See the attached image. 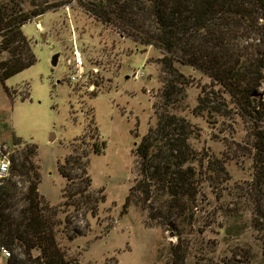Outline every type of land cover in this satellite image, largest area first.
Listing matches in <instances>:
<instances>
[{
  "label": "rangeland",
  "instance_id": "1",
  "mask_svg": "<svg viewBox=\"0 0 264 264\" xmlns=\"http://www.w3.org/2000/svg\"><path fill=\"white\" fill-rule=\"evenodd\" d=\"M59 1L62 5L48 10L43 22H36V16L22 27L37 61L7 79L14 96L0 79V158L10 159L17 150L38 145L39 190L44 201L58 209L60 246L82 264H264L247 213L233 216L236 187L252 177L251 160L236 156L243 155L237 143L251 146L250 123L240 116L216 122L196 114L200 86L211 79L180 62L176 67L189 83L176 101L165 105L161 93L169 74L159 49L121 35L77 2ZM75 48L83 52L85 64L80 82L70 78ZM9 56L5 51L0 57ZM166 109L190 122L188 142L198 154L194 164L200 192L180 228L152 218L143 201L123 211L140 177L136 143ZM52 132L55 138L50 140ZM19 137L24 142L16 144ZM103 140L102 153H95L93 144L102 145ZM75 154L90 160V189L106 194L94 213L66 204L68 179L59 165ZM217 158L226 171L216 170L214 163V169L207 166ZM149 204L159 207L160 202L153 199ZM179 242L180 259L172 252ZM250 246L258 254L251 262L236 252ZM7 258L2 252L0 264H7Z\"/></svg>",
  "mask_w": 264,
  "mask_h": 264
},
{
  "label": "trees",
  "instance_id": "2",
  "mask_svg": "<svg viewBox=\"0 0 264 264\" xmlns=\"http://www.w3.org/2000/svg\"><path fill=\"white\" fill-rule=\"evenodd\" d=\"M72 1L121 35L163 53L161 64L169 74L161 93L165 105L176 101L183 85L189 83L176 67L180 62L211 79L200 86L196 114L216 122L240 116L250 123L251 146L237 143L243 155L236 156L251 160L252 177L236 187L233 216L240 218L244 216L240 212L247 213V225L264 258V0H65L67 4ZM44 2L0 3V56L10 53L6 59L0 57V79L11 96L7 79L37 61L22 27L63 3ZM189 132L190 122L185 117L168 109L160 113L157 125L136 143L140 177L130 189L124 212L133 202L143 201L152 218L180 228L200 192L194 164L198 154L188 142ZM22 142L19 137L16 144ZM105 146V140L102 145L95 142L93 151L102 153ZM37 158L36 143L17 150L10 157L8 174L0 175V257L5 247L11 253L7 264H82L59 244L58 209L40 193L42 174ZM89 163L83 155L75 154L59 169L68 179L66 204L94 213L106 194L90 189ZM213 163L216 170L226 171L221 159L208 160L207 166L214 169ZM153 199L160 202L159 207L149 204ZM181 235L179 232L180 240ZM180 243L172 248L178 259ZM236 252L249 262L258 255L251 246Z\"/></svg>",
  "mask_w": 264,
  "mask_h": 264
},
{
  "label": "built area",
  "instance_id": "3",
  "mask_svg": "<svg viewBox=\"0 0 264 264\" xmlns=\"http://www.w3.org/2000/svg\"><path fill=\"white\" fill-rule=\"evenodd\" d=\"M70 63H73V71L71 73V80L74 82H80L85 77V64L83 60V52L75 48L73 50V60L70 61ZM94 86V85H93ZM10 164L11 161L7 157V155H3L2 158H0V175H7L10 170ZM2 252L6 253V255L9 257L11 253L9 250L5 247H2Z\"/></svg>",
  "mask_w": 264,
  "mask_h": 264
},
{
  "label": "water",
  "instance_id": "4",
  "mask_svg": "<svg viewBox=\"0 0 264 264\" xmlns=\"http://www.w3.org/2000/svg\"><path fill=\"white\" fill-rule=\"evenodd\" d=\"M43 18H44V14H41L40 16L36 17L35 20H36V22H43ZM59 57H60L59 53H57L53 56L52 63L54 65L58 64ZM54 138H55V134H54V132H52L50 135V140H53Z\"/></svg>",
  "mask_w": 264,
  "mask_h": 264
}]
</instances>
